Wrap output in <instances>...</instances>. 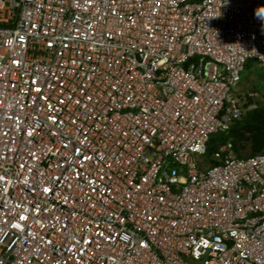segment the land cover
I'll return each mask as SVG.
<instances>
[{"label": "built area", "instance_id": "2783aa9c", "mask_svg": "<svg viewBox=\"0 0 264 264\" xmlns=\"http://www.w3.org/2000/svg\"><path fill=\"white\" fill-rule=\"evenodd\" d=\"M249 59L264 0H0V264H264Z\"/></svg>", "mask_w": 264, "mask_h": 264}, {"label": "trees", "instance_id": "16d2710c", "mask_svg": "<svg viewBox=\"0 0 264 264\" xmlns=\"http://www.w3.org/2000/svg\"><path fill=\"white\" fill-rule=\"evenodd\" d=\"M254 71L260 77L264 75V65L256 59H249L245 63L243 73ZM246 94L242 104V113L236 118L226 131L212 134L207 142L206 158L209 163L215 160L211 157L219 144L232 142L233 149L238 156H247L264 150V102L254 103Z\"/></svg>", "mask_w": 264, "mask_h": 264}, {"label": "rangeland", "instance_id": "374dc122", "mask_svg": "<svg viewBox=\"0 0 264 264\" xmlns=\"http://www.w3.org/2000/svg\"><path fill=\"white\" fill-rule=\"evenodd\" d=\"M238 94L242 96V103L246 100V94H250L253 104L264 102V75L260 77L254 71L242 72L238 85Z\"/></svg>", "mask_w": 264, "mask_h": 264}]
</instances>
